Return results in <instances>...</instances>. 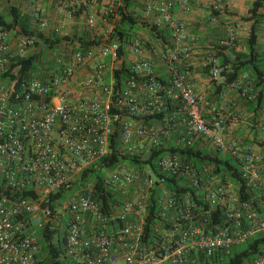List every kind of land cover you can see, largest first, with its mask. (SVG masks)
I'll return each instance as SVG.
<instances>
[{
    "label": "built area",
    "instance_id": "1",
    "mask_svg": "<svg viewBox=\"0 0 264 264\" xmlns=\"http://www.w3.org/2000/svg\"><path fill=\"white\" fill-rule=\"evenodd\" d=\"M61 1L72 12L97 3ZM120 1L107 0L105 20ZM176 6L189 11L190 0H145L144 16L156 17L154 25L173 33L176 46L160 53L170 69L168 83L158 78L150 60L141 59L134 64L139 80L133 77L115 97L113 70L121 61L108 35L97 48L55 56L41 76L33 75L35 67L21 80L0 81V264H40L45 227L65 231L72 264H200L264 232V156L227 145L221 121L209 126L202 98L189 81L193 48L173 17ZM88 17V26L95 27V16ZM11 33L0 28V75L31 54L27 50L34 41L28 36L18 38L13 53ZM236 41L230 31L216 45L233 47ZM132 45L140 52L144 41ZM212 64L211 78H222L217 60ZM240 95L247 102L256 98L250 89ZM154 116L159 118L145 121ZM117 123L118 152L141 164L122 160L104 171L99 191L95 181L85 182L84 173L112 154ZM196 144L239 160L252 192L249 201L211 164L197 167L177 151L146 162L164 146L186 150ZM169 179L178 183L175 189L167 185ZM100 194L119 202L105 207ZM152 199L160 220L147 239ZM249 264H264V249Z\"/></svg>",
    "mask_w": 264,
    "mask_h": 264
},
{
    "label": "crops",
    "instance_id": "2",
    "mask_svg": "<svg viewBox=\"0 0 264 264\" xmlns=\"http://www.w3.org/2000/svg\"><path fill=\"white\" fill-rule=\"evenodd\" d=\"M40 1H49L51 7L53 6L50 11L53 26L50 27L51 29L40 32L44 33L46 38L55 39L54 36H56V38L65 37L66 39L51 52H47L45 47L41 46V42L35 41V45L30 46L27 53H77L81 50L83 42L93 39L103 40L113 29L108 30L106 20L101 21L100 18L96 20L93 28L87 24L90 13L94 10L101 12L107 0H96L95 6L83 7L80 12L74 13L66 1ZM254 2L255 0H190V10L176 6L173 17L183 26L184 33L188 37L187 43L192 44L193 55L189 62V81L202 98L203 114L209 126L213 127L216 122L221 121L220 135L226 144H235L240 152L250 150L264 156V110L260 115H256L253 106L240 95L243 89L257 91L252 73L245 72L234 85H224L223 78L213 80L210 74L212 59H216L217 63L220 62V58H216L217 51L214 50V46L227 38L230 31L236 33V44L232 49L222 53L233 59L234 52H248L247 41L252 23L244 21L243 17L249 16ZM132 8L136 15L145 17V0H134ZM260 12L264 13V8ZM155 19L157 18L152 16L147 19V22L154 25ZM259 29L258 53L264 58V21ZM147 33V41H144L140 52H137L132 45L136 39L133 38L131 44L127 45L126 61L134 65L141 59L150 60L158 78L168 83L171 79L170 69L161 59L160 53L176 46L172 30L166 44L153 39L148 30ZM192 39L194 42H191ZM10 45L13 53H18V39L11 37ZM106 62L110 60L107 59ZM181 67L186 68V64H181Z\"/></svg>",
    "mask_w": 264,
    "mask_h": 264
},
{
    "label": "trees",
    "instance_id": "3",
    "mask_svg": "<svg viewBox=\"0 0 264 264\" xmlns=\"http://www.w3.org/2000/svg\"><path fill=\"white\" fill-rule=\"evenodd\" d=\"M133 2L134 0H121L120 5H116L113 10L114 12L110 17L112 20L116 19V22L112 31L108 34L107 42L109 44L118 45L117 53L119 60L121 61V63L113 70L115 97L125 90L126 83L133 77L139 80V75L135 72L134 65L126 61L128 54L126 50L127 45L131 44L133 38H140L139 31L144 28L147 29L153 39L159 40L163 44L168 43V38L171 35V29L168 26L157 27L156 25H150L147 22V18L136 15L132 8ZM262 8H264V0H255L249 16L243 17L244 21L252 23L250 37L247 41V53L234 52L232 53L234 58L230 59L222 52L230 50L232 47L214 46V50L217 51L216 58H220L218 64L223 69L221 77L224 79V85H234L245 72L250 71L252 73L254 77V87L257 91L256 98L248 103L253 106V111L256 115H260L264 110V58L258 53L259 27L264 21V13L260 12ZM9 11L10 14L8 16L0 12V28L6 29L10 32L20 29L23 36H33L36 38V41L41 42V46H44V49L47 52L54 51L58 44L65 41V37L56 38V36H54L55 39L46 38L45 34L40 32L39 29L33 30L30 18L25 16L18 7H11ZM117 19H119L118 22ZM102 42V39H93L88 42H83L81 50L97 48ZM45 54L47 53H31L27 58L18 59L17 62L10 65L8 71L2 75L3 81H14L18 78L19 80L23 79L41 62ZM212 66L213 64H211V67ZM18 67L19 70L15 73L14 70ZM113 112L125 114L124 111L121 112L117 109H113ZM154 118L159 117H148L145 121ZM119 126L118 123L115 124V132L111 139L112 147L114 149L112 154L103 159L97 166L84 173L85 182L95 181L99 191L101 190V181L104 176V171L112 169L122 160L141 164L140 160L118 152ZM228 145H231V143ZM168 151L179 152L197 167L211 164L214 167V173L217 174L223 182L233 184L239 188V195L243 201H249L251 199L252 192L248 189L247 183L242 177L239 160L234 158L229 152L202 147L200 144H196L193 149L186 150L176 149L173 145H168L156 150L146 162L153 163L157 157ZM167 185L175 189L178 186V183L173 179H169ZM98 196L100 202L105 207H108L109 204L115 205L119 202V200L112 198V196L108 194H100ZM157 208L156 199H152L151 210L146 222L147 239L153 237L154 226L160 220ZM214 222L223 224L221 218H216ZM65 235V231L59 230V228L51 230L49 227H45L42 230V249L39 256L41 260L40 264H72L66 256ZM263 249L264 232L252 236L242 244L232 246L229 251L223 254L213 256L208 262L200 260V264H249L263 251Z\"/></svg>",
    "mask_w": 264,
    "mask_h": 264
},
{
    "label": "rangeland",
    "instance_id": "4",
    "mask_svg": "<svg viewBox=\"0 0 264 264\" xmlns=\"http://www.w3.org/2000/svg\"><path fill=\"white\" fill-rule=\"evenodd\" d=\"M11 7H18L22 13L30 18V23L32 26V29H39V31H45L47 29H51L50 27L53 26V19L51 18L50 11L53 9V6L51 7V4H49V1H43L40 0H0V12L4 13L6 16H8L10 13ZM91 15L95 16V19L98 20L100 18L101 21L105 20V8L102 9L101 12H96L95 10L90 13ZM89 18V17H88ZM119 19H117L118 22ZM108 24V30L114 27V23L112 19L106 20ZM148 24L151 25L150 22ZM111 26V27H110ZM21 30L18 29L17 31L12 32V38L17 40L19 37L23 36V34L20 32ZM110 32H108L106 35H108ZM139 39L142 41H147L146 37L148 36L147 29H142L139 31ZM32 38L33 45H35L36 38L33 36H30ZM60 53H47L44 55V57L47 60V57L51 55L50 60L48 62L40 63L36 68L34 69L33 75L34 76H41L42 71L41 68H45L46 66L54 65L51 61L55 59V56L59 55ZM51 62V63H50ZM2 75H0V81H2ZM5 81V80H4ZM228 145V144H227ZM233 145V144H231Z\"/></svg>",
    "mask_w": 264,
    "mask_h": 264
}]
</instances>
